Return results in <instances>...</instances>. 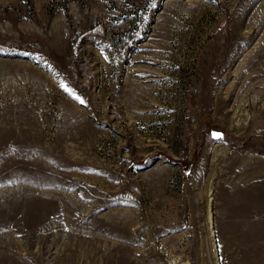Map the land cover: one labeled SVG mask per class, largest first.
<instances>
[{
    "label": "rangeland",
    "instance_id": "1",
    "mask_svg": "<svg viewBox=\"0 0 264 264\" xmlns=\"http://www.w3.org/2000/svg\"><path fill=\"white\" fill-rule=\"evenodd\" d=\"M0 264H264V0H0Z\"/></svg>",
    "mask_w": 264,
    "mask_h": 264
},
{
    "label": "built area",
    "instance_id": "2",
    "mask_svg": "<svg viewBox=\"0 0 264 264\" xmlns=\"http://www.w3.org/2000/svg\"><path fill=\"white\" fill-rule=\"evenodd\" d=\"M98 32L96 33L97 35H103L104 34V31H103V28L101 25H99L98 27H96L93 31L91 32ZM81 31H77L75 33V36L73 37L72 41H71V49H72V58L74 60H77V57L80 55L81 51H82V47L80 45V37L81 36H84V34H87V33H81ZM89 34V33H88ZM136 40H137V37L136 36H133L131 38V41H130V44H136ZM117 53H120V51H117L114 53V58H117V57H120V55L117 56ZM116 55V56H115ZM119 59V58H118ZM117 60L115 61V64H116Z\"/></svg>",
    "mask_w": 264,
    "mask_h": 264
},
{
    "label": "bare ground",
    "instance_id": "3",
    "mask_svg": "<svg viewBox=\"0 0 264 264\" xmlns=\"http://www.w3.org/2000/svg\"><path fill=\"white\" fill-rule=\"evenodd\" d=\"M118 64V62H116Z\"/></svg>",
    "mask_w": 264,
    "mask_h": 264
}]
</instances>
